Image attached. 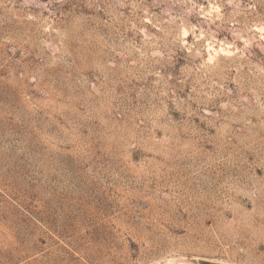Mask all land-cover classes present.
<instances>
[{"label": "rangeland", "instance_id": "374dc122", "mask_svg": "<svg viewBox=\"0 0 264 264\" xmlns=\"http://www.w3.org/2000/svg\"><path fill=\"white\" fill-rule=\"evenodd\" d=\"M264 264V0H0V264Z\"/></svg>", "mask_w": 264, "mask_h": 264}, {"label": "crops", "instance_id": "0c3cea01", "mask_svg": "<svg viewBox=\"0 0 264 264\" xmlns=\"http://www.w3.org/2000/svg\"><path fill=\"white\" fill-rule=\"evenodd\" d=\"M202 264H225V263H215V262H209V263H202Z\"/></svg>", "mask_w": 264, "mask_h": 264}]
</instances>
